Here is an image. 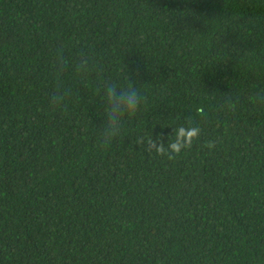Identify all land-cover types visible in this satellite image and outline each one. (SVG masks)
Returning <instances> with one entry per match:
<instances>
[{
    "label": "trees",
    "instance_id": "obj_1",
    "mask_svg": "<svg viewBox=\"0 0 264 264\" xmlns=\"http://www.w3.org/2000/svg\"><path fill=\"white\" fill-rule=\"evenodd\" d=\"M0 264H264V0H0Z\"/></svg>",
    "mask_w": 264,
    "mask_h": 264
},
{
    "label": "clouds",
    "instance_id": "obj_2",
    "mask_svg": "<svg viewBox=\"0 0 264 264\" xmlns=\"http://www.w3.org/2000/svg\"><path fill=\"white\" fill-rule=\"evenodd\" d=\"M106 95L108 97L109 104L114 105L115 110L120 114L134 112L140 103V98L137 92L132 88L125 91L123 89L117 90L115 86H109ZM198 136V128L181 127L176 131L175 142L168 146L169 150L174 154H179L184 147H190L192 141ZM149 144L155 148L157 154H164L165 149L162 143L149 141Z\"/></svg>",
    "mask_w": 264,
    "mask_h": 264
}]
</instances>
